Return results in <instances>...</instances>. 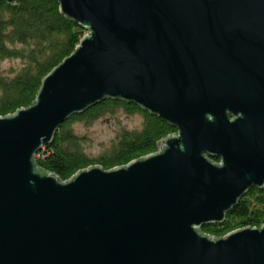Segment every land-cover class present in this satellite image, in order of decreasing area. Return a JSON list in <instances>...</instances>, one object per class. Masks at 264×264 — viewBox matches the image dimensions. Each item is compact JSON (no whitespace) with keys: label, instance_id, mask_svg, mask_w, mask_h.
Listing matches in <instances>:
<instances>
[{"label":"water","instance_id":"obj_1","mask_svg":"<svg viewBox=\"0 0 264 264\" xmlns=\"http://www.w3.org/2000/svg\"><path fill=\"white\" fill-rule=\"evenodd\" d=\"M57 1L86 32L0 115V264H264V223L201 230L264 188V0ZM105 98L176 131L111 168H38L60 124Z\"/></svg>","mask_w":264,"mask_h":264},{"label":"trees","instance_id":"obj_2","mask_svg":"<svg viewBox=\"0 0 264 264\" xmlns=\"http://www.w3.org/2000/svg\"><path fill=\"white\" fill-rule=\"evenodd\" d=\"M86 29L59 10L57 0H0V115L32 103L42 78L79 43ZM4 60L17 65L2 67ZM141 114L139 126L122 124L121 115ZM106 119L114 133L95 154L88 150L89 135L75 129ZM176 128L158 115L133 102L105 98L63 121L51 142L35 154L38 168L67 179L79 169L93 164L104 168L122 165L156 149L157 142ZM264 223V188L252 186L226 212L222 222L208 223L201 230L214 236L245 225Z\"/></svg>","mask_w":264,"mask_h":264},{"label":"rangeland","instance_id":"obj_3","mask_svg":"<svg viewBox=\"0 0 264 264\" xmlns=\"http://www.w3.org/2000/svg\"><path fill=\"white\" fill-rule=\"evenodd\" d=\"M3 68H8L10 65H17L18 60H4L2 63ZM122 124L127 127L139 126L141 123V114L135 113L132 115L122 114L121 116ZM75 129L79 132H84L89 135L90 140L87 143L88 150L95 154L99 152L103 146V143L109 139L114 133V128L112 125L106 123V119H100L92 124L85 126L80 122L75 123Z\"/></svg>","mask_w":264,"mask_h":264}]
</instances>
